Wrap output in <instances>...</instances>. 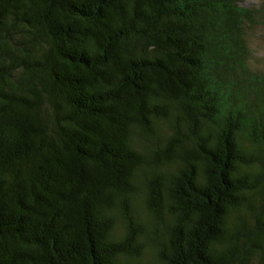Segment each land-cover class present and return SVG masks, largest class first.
Listing matches in <instances>:
<instances>
[{"label": "trees", "instance_id": "obj_1", "mask_svg": "<svg viewBox=\"0 0 264 264\" xmlns=\"http://www.w3.org/2000/svg\"><path fill=\"white\" fill-rule=\"evenodd\" d=\"M243 2L0 0V264H264Z\"/></svg>", "mask_w": 264, "mask_h": 264}, {"label": "rangeland", "instance_id": "obj_2", "mask_svg": "<svg viewBox=\"0 0 264 264\" xmlns=\"http://www.w3.org/2000/svg\"><path fill=\"white\" fill-rule=\"evenodd\" d=\"M264 3V0H244V5H256L261 6ZM249 42L251 48L254 51V58L252 63L256 66H264V25H258L255 28V31L249 35Z\"/></svg>", "mask_w": 264, "mask_h": 264}]
</instances>
